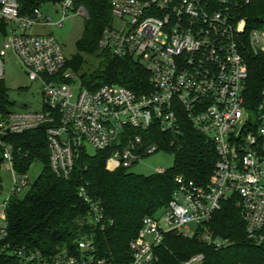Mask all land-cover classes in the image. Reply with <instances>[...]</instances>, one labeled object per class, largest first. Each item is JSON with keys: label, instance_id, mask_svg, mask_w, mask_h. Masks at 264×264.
<instances>
[{"label": "built area", "instance_id": "2783aa9c", "mask_svg": "<svg viewBox=\"0 0 264 264\" xmlns=\"http://www.w3.org/2000/svg\"><path fill=\"white\" fill-rule=\"evenodd\" d=\"M82 0L55 3L63 20L51 24L40 7L24 12V0H0V81L6 75L7 59L14 57L32 82L43 87V110L35 113L0 112V147L3 168L12 176L8 198L0 201V240L11 198L30 186L28 172L15 167L16 151L7 139L46 126L50 167L68 178L83 153L109 152L107 167L114 172L130 170L144 158L160 152L151 132L182 136L179 114L210 137L218 161L207 185L183 176L175 179L176 190L164 208L161 225L146 217L131 243L132 264H156L155 250L165 234H183L190 226L197 231L234 196L251 239L264 243V92L254 112L246 108L244 92L249 77L250 54L264 55V27L254 29L248 44L242 40L246 19L240 10L250 0H109L111 14L120 21L107 26L100 47L119 58H131L150 74V89L137 94L118 85L94 91L83 87L75 97L64 49L52 35L29 33L30 29L61 26L74 9L89 17ZM264 22V19L262 20ZM175 139L171 143H176ZM92 149L94 153H90ZM160 168L155 173L163 174ZM80 197L90 205L92 222L105 228L101 204L84 188ZM216 249L229 242L203 235ZM78 256L66 250L37 264H94L93 240L79 242ZM22 253V252H21ZM184 264H203L194 256Z\"/></svg>", "mask_w": 264, "mask_h": 264}, {"label": "trees", "instance_id": "16d2710c", "mask_svg": "<svg viewBox=\"0 0 264 264\" xmlns=\"http://www.w3.org/2000/svg\"><path fill=\"white\" fill-rule=\"evenodd\" d=\"M62 0H24V12L43 3ZM89 17L85 31L77 43L78 53L67 58L66 68L72 70L84 88L94 91L104 85L118 84L137 94L150 89V74L131 58H119L100 47V39L112 23L109 0H82ZM246 19L242 40L254 29L264 27V0H250L240 10ZM98 53L100 67L84 70L85 56ZM249 77L244 92L246 108L257 112L264 92V55L246 52ZM9 100L4 81H0V112H8ZM182 136L153 129L150 140L160 150L174 156V165L163 174L140 175L120 168L106 169L109 152L93 155L83 153L68 178L57 176L50 167V150L46 126L7 139L16 151L18 172H29L40 162L42 172L25 193L9 201L4 222L5 237L0 240V264H37L34 258L50 259L66 250L78 256L80 241L90 238L95 248L94 264H132L131 243L137 238L146 217H155L166 208L176 190L175 179L183 176L200 185H207L218 161L216 147L210 137L198 132L183 113L179 114ZM177 140L176 143L171 142ZM3 168L0 147V172ZM81 188L104 209L105 228L92 222L90 205L79 195ZM2 178L0 175V195ZM234 196L222 203L213 218L199 227L193 237L177 232L165 234L155 250L156 264H184L194 256H203V264H264V243L251 239L242 211ZM228 240L221 249L209 245L203 235ZM264 235V230L261 232ZM22 252V253H21Z\"/></svg>", "mask_w": 264, "mask_h": 264}, {"label": "rangeland", "instance_id": "374dc122", "mask_svg": "<svg viewBox=\"0 0 264 264\" xmlns=\"http://www.w3.org/2000/svg\"><path fill=\"white\" fill-rule=\"evenodd\" d=\"M40 8L43 12V15L45 16L44 18L47 19V17H51V24H58L63 20L62 13L56 14V11L60 9L57 5L43 3L41 4ZM110 16L111 20L115 23V27L118 28L120 21L118 19H114L112 15ZM86 23L87 18L77 14V11L72 9L60 27L51 25L44 29L34 28L30 29L29 33L52 35L63 47L66 57L70 59L78 53L77 43L84 34ZM97 54L98 53H94L85 56L86 65H84L83 71L93 72L100 67L101 58L98 57ZM69 72L71 73V79L73 82L72 88L74 95L77 97L80 91L79 80L72 70H69ZM4 84L6 86L7 96L10 102L8 107L10 111L35 113L41 112L43 110L42 85L39 82L30 81L27 74L25 73V70L12 56H10L6 62V75L4 78ZM89 152L91 154L94 153L92 149H90ZM173 165V154L160 151L154 155L144 158L142 161L134 165V167L129 171L140 175H153L156 170L160 168L169 170L173 167ZM106 169L110 171L107 166ZM41 172L42 164L40 162H35L32 164L28 172L31 184H33L38 179ZM0 175L2 178V192L0 195V201H4L10 194L13 180L11 174L5 170H1ZM28 190L29 188L25 190L21 196L25 195ZM163 217L164 209L159 211L155 216L156 220L159 221L161 225H164ZM184 233H186L188 237H193L196 233V229L190 226L188 229L184 230Z\"/></svg>", "mask_w": 264, "mask_h": 264}]
</instances>
